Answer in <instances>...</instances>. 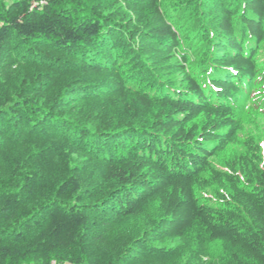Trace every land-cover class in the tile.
Here are the masks:
<instances>
[{"label":"trees","instance_id":"16d2710c","mask_svg":"<svg viewBox=\"0 0 264 264\" xmlns=\"http://www.w3.org/2000/svg\"><path fill=\"white\" fill-rule=\"evenodd\" d=\"M0 264H264V0H0Z\"/></svg>","mask_w":264,"mask_h":264}]
</instances>
